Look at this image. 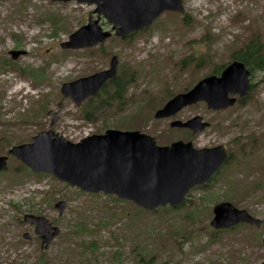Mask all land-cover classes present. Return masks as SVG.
Returning a JSON list of instances; mask_svg holds the SVG:
<instances>
[{
  "label": "rangeland",
  "instance_id": "rangeland-1",
  "mask_svg": "<svg viewBox=\"0 0 264 264\" xmlns=\"http://www.w3.org/2000/svg\"><path fill=\"white\" fill-rule=\"evenodd\" d=\"M183 3L184 12L163 13L134 38L114 34L94 47L66 49L62 42L87 22L95 5L0 0V154L10 156L0 171V264L264 260V223L222 230L210 224L214 205L221 201L264 219V71H254L249 94L227 109L214 110L199 101L174 116L155 117L171 97L209 74L214 64L229 63L244 42L256 37L264 41V0ZM13 49L27 52L13 59ZM114 54L120 59L119 74L129 79L133 73V79L121 100H109L105 113L87 120L85 106L95 99L78 106L63 95L62 85L108 68ZM16 93L27 95L26 100ZM99 96L107 97L105 91ZM50 110L59 114L55 124ZM196 115L210 126L194 134L170 125ZM111 127L139 129L160 144L178 139L192 140L199 148L226 143L232 156L207 186L189 193L186 205L153 212L113 194L83 191L51 173H34L9 154L13 145L29 142L43 130L77 142ZM59 200L67 202L62 213L56 206ZM26 213L43 215L61 229L49 247L25 222ZM26 231L32 239L23 237Z\"/></svg>",
  "mask_w": 264,
  "mask_h": 264
},
{
  "label": "water",
  "instance_id": "water-1",
  "mask_svg": "<svg viewBox=\"0 0 264 264\" xmlns=\"http://www.w3.org/2000/svg\"><path fill=\"white\" fill-rule=\"evenodd\" d=\"M76 1L95 4L96 7L89 13L88 22L62 42L61 45L66 49L93 47L105 42L113 31L124 37L151 26L165 11L185 10L183 0ZM95 14L98 17L94 18ZM103 17L111 24L112 30L104 29L101 24ZM26 52L17 49L10 51L14 59ZM118 65L119 56L114 55L109 68L65 82L61 91L81 106L83 101L96 94L109 79L117 75ZM250 86L251 70L245 62L234 60L220 75H208L189 91L169 99L156 111L155 117L173 116L185 106L202 100L215 110L226 109L237 102V95L246 96ZM62 105L60 102L59 106ZM49 114L54 115L52 124H55L59 114L51 110ZM171 126L187 127L198 133L210 123L197 115L187 121L174 120ZM9 153L35 172L52 173L85 191L116 194L152 211L167 205L177 207L183 204L191 189L209 182L230 156L225 143L199 148L192 140L179 139L161 145L154 136L139 129L120 128H108L103 133L85 136L77 142L66 139L52 129L43 130L33 136L30 142L13 145ZM7 166L8 155H0V170ZM66 205L65 200L56 203L61 213ZM213 212L211 225L217 229L242 222L257 226L262 223L260 218L231 201L216 203ZM24 219L36 226L35 232L43 239L46 248L61 231L43 215L26 213ZM23 236L32 238L30 232H25ZM251 264H264V260Z\"/></svg>",
  "mask_w": 264,
  "mask_h": 264
},
{
  "label": "trees",
  "instance_id": "trees-1",
  "mask_svg": "<svg viewBox=\"0 0 264 264\" xmlns=\"http://www.w3.org/2000/svg\"><path fill=\"white\" fill-rule=\"evenodd\" d=\"M53 20L56 22L58 21L55 17ZM134 37L135 35H132L130 38ZM231 60H241L245 62L253 73L257 69L264 71V41H262L260 37H256L244 42L240 48H237L232 52ZM227 64L228 63L214 64L213 70L210 73L221 74ZM132 79L133 73H131L129 79H126L124 75L121 76L118 74L115 78L107 82L95 96L90 98V100L95 99V102L92 103L91 101L85 106L86 110L83 116L87 120H90L93 119V115L105 113V109H109L107 108L109 100H121L126 91V86L132 81ZM108 86L109 89H107ZM103 91H105L107 95L104 99L99 96Z\"/></svg>",
  "mask_w": 264,
  "mask_h": 264
},
{
  "label": "flooded vegetation",
  "instance_id": "flooded-vegetation-1",
  "mask_svg": "<svg viewBox=\"0 0 264 264\" xmlns=\"http://www.w3.org/2000/svg\"><path fill=\"white\" fill-rule=\"evenodd\" d=\"M96 17H98V15L97 14H95V17L94 18H96ZM104 23V22H103ZM103 26L105 27V28H108V25L107 24H103ZM0 155H6V154H0ZM9 158V157H8ZM9 161V160H8ZM261 220H262V223H261V225L260 226H257V225H254V224H249V223H246V222H243V223H241V224H243V225H248V226H255V227H261L262 226V224L264 223V219H262L261 218ZM26 222V221H25ZM26 223H28V222H26ZM28 224H30V223H28ZM241 224H239V225H241ZM31 226H33L34 227V232H35V225H32V224H30ZM238 226V225H237ZM232 227H236V225L235 226H232ZM231 227V228H232ZM226 229H228V228H226ZM27 232H29V231H27Z\"/></svg>",
  "mask_w": 264,
  "mask_h": 264
}]
</instances>
